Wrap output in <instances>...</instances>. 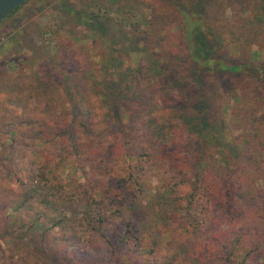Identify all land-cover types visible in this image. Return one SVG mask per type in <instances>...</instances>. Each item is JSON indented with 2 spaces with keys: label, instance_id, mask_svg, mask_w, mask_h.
Wrapping results in <instances>:
<instances>
[{
  "label": "rangeland",
  "instance_id": "rangeland-1",
  "mask_svg": "<svg viewBox=\"0 0 264 264\" xmlns=\"http://www.w3.org/2000/svg\"><path fill=\"white\" fill-rule=\"evenodd\" d=\"M174 14L169 0H29L0 22V185L14 188L5 189L14 193L10 199L19 195L5 207L4 189H0V210L11 217L8 233L0 231V264H222L221 247L207 254L198 250L209 243L214 228L222 225L228 230L223 225L227 222L218 216L221 211L235 216L251 213L248 194L234 192L229 210L210 203L204 189H191L198 187L201 173L223 176L227 170L213 151L201 165L197 139L185 126L184 114L174 110L170 101L166 104L171 110L156 112L165 102L163 93L151 81L148 67L143 73L137 68L141 63L147 66L159 52L161 32L167 45L173 42ZM93 16L109 18L137 33L134 48L138 52L130 59L131 68L121 70L116 56L112 70L99 74L97 64L109 51ZM113 34L115 49L124 48L130 40V34L122 38ZM231 52L255 63L264 60V50L255 44ZM121 85L127 92L120 90ZM148 85L149 103L131 126L124 127L131 129L120 132L109 105H137L123 98L136 99L134 91ZM106 86L113 88L111 98L102 96ZM256 88L264 93V80H258ZM214 97L223 140L236 149L239 143L243 146L233 157L243 159V171L264 188V105L234 107L232 97L222 98L220 92ZM149 128L157 129L158 145L166 130L178 134V151L154 158L168 160L165 165L150 167L155 162L147 155L155 147ZM165 143L169 146L166 139ZM137 152L143 157L136 158L132 170L143 168L134 172L138 177L131 182L127 153ZM10 158L18 174L9 172ZM44 164L52 169L45 182L17 187V175L39 172ZM192 191L197 194L193 196ZM135 205L140 207L142 232L157 236L156 240L145 238L138 253L117 247L135 219ZM35 220L41 223L39 228ZM42 230L46 231L43 236ZM246 264H264V257L256 253Z\"/></svg>",
  "mask_w": 264,
  "mask_h": 264
},
{
  "label": "trees",
  "instance_id": "trees-1",
  "mask_svg": "<svg viewBox=\"0 0 264 264\" xmlns=\"http://www.w3.org/2000/svg\"><path fill=\"white\" fill-rule=\"evenodd\" d=\"M169 3L172 9L175 10V39L167 45L166 35L161 32L163 44L159 47V52L155 53L147 66L141 63L137 68L143 73L145 68L148 67L152 76L151 81L155 80V83L159 85V90L163 93L162 96L165 98V102H162L161 110L155 109L156 112L171 110V107L166 104L170 101L169 104L173 106L174 110L177 108L178 111L184 114L183 117L186 118L185 126L188 128L190 135H194L197 139L201 165L206 162L205 157L210 153L209 151H213L219 156L218 162L222 163L227 170L223 176L220 174L215 176L212 173L208 177L206 173H201L198 183L196 181L198 187H192L191 189H194V191H197L198 188L204 189L203 195L210 203L223 204L226 207L225 209L229 210L234 204V201H230L234 197V192L241 190V193L243 195L248 194L250 199L251 213L249 212L247 215L238 216L237 214L235 216L234 213L220 212L218 216H221L222 220L227 222L223 225L226 224L228 230H224L222 225L214 228V235L210 237L209 243L204 242L198 253H212L221 247L218 258L222 264H246L249 258L255 257L256 253H260L264 257V190H262L264 188L258 186L256 177H250V173L243 171L246 169L240 166L243 159L233 157L235 152L240 153L243 146L240 147L239 143L237 147L239 149H236L235 146L223 140L222 133L219 130L221 129L219 128V120L222 124V119L217 113L218 103L215 101L214 96L220 92L222 98L225 96L232 97L231 101L233 100L236 103L234 107L248 105L250 108L257 109L264 105V93L256 88V82L264 80V60L255 63L241 54L232 55L231 52L236 47L240 52L250 44H255L264 50V0H169ZM91 20H97L100 26L104 28L99 26L98 31L104 36L106 50L109 51L108 56L102 58L97 64L100 69L99 74L104 75L107 70H112L116 56L119 58V63H121L119 66L121 70L131 68L133 65L130 63V59L138 52L134 48L138 45L137 33H133L123 26L118 27L117 24L111 23L109 18L100 20L93 16ZM161 22H163V19ZM112 30L117 32V36L120 38L130 34V40L124 48L115 49L117 48L115 44L116 36ZM115 51L117 54H115ZM150 55L152 54L150 53ZM123 62L128 65H124ZM111 82L114 83V79L111 78ZM143 87L139 91H134L136 99L129 98L126 95L123 98V100H135L138 103L137 105L135 104L133 107L125 103L122 106L119 104L109 105L112 119L121 125L120 132L124 127L131 126V123H134V118L141 115V110L149 103V97L146 93L150 85ZM112 89L111 86H106L102 96L111 98ZM107 90L109 93H107ZM120 90L127 92L122 85ZM127 128L131 129V127ZM128 129H124L125 132ZM147 130L149 132L148 136L155 147L152 155L148 153V159L152 161L157 155L158 158H165L178 151V146H175L178 137L177 132L166 130L165 139L169 141V146H167L165 139H162L161 145H158L156 140L157 129L149 128ZM127 155L130 158V160L128 159L130 163L127 165V169L132 173L130 180L135 182L138 175H135L134 172L140 171L143 167H138V169L136 167L135 170H132L135 167L133 164L136 158L140 157L139 160H142L143 153H127ZM10 160L12 161L8 165L9 172L15 174L17 169L12 167L14 166L13 159L10 158ZM153 161L155 163L150 167L160 166V162L164 165L168 162V160L161 161L159 159ZM172 162L178 164L177 160ZM43 166L45 169L41 167L39 172L29 171L26 176L21 177L17 175V180H19L17 187L20 189L27 188L28 185L38 187L45 182L48 178V172L52 169L49 164ZM238 167L241 170L236 173L234 170ZM12 170H16V172L13 173ZM232 170L235 177L231 173ZM197 171L200 172L199 169ZM198 172L195 173L198 174ZM212 175L214 179L211 181ZM22 178H25L26 181ZM183 180L184 177L177 183ZM8 188L11 187L0 185V189H4L3 201L6 203L5 207L13 205L14 201L19 199V195L10 199L14 193L10 190L5 191ZM194 191L191 192L193 196L197 194ZM24 201L25 199H23ZM228 205L229 207H227ZM132 209L135 219L128 223V229L122 235L117 247L121 246L123 250H133V252L138 253L145 238L149 237L156 240L157 236L151 231L142 232L140 207L135 205ZM254 210H256L255 217ZM0 213L2 217L0 231L2 234H7L11 217L6 215V210H0ZM226 214L228 215L227 219ZM177 220L179 219H174L175 222ZM35 224L36 228H39L41 223L35 220ZM45 234L46 231L42 230L41 235ZM186 235L193 237L194 234L186 233ZM33 241L36 244V240L33 239ZM211 241L213 244L217 243L218 246H213ZM74 248L77 249L75 245ZM224 253L227 257L224 256ZM53 263L63 264L60 261H54Z\"/></svg>",
  "mask_w": 264,
  "mask_h": 264
},
{
  "label": "water",
  "instance_id": "water-1",
  "mask_svg": "<svg viewBox=\"0 0 264 264\" xmlns=\"http://www.w3.org/2000/svg\"><path fill=\"white\" fill-rule=\"evenodd\" d=\"M26 1L27 0H0V21L7 18Z\"/></svg>",
  "mask_w": 264,
  "mask_h": 264
}]
</instances>
